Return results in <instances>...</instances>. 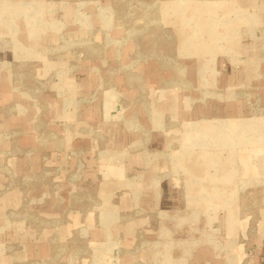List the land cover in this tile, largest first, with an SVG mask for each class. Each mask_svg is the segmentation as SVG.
I'll return each instance as SVG.
<instances>
[{
    "label": "rangeland",
    "instance_id": "obj_1",
    "mask_svg": "<svg viewBox=\"0 0 264 264\" xmlns=\"http://www.w3.org/2000/svg\"><path fill=\"white\" fill-rule=\"evenodd\" d=\"M0 264H264V0H0Z\"/></svg>",
    "mask_w": 264,
    "mask_h": 264
}]
</instances>
